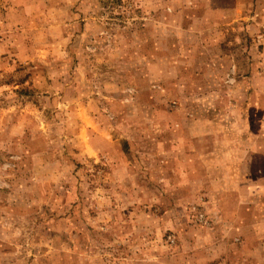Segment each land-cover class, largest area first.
I'll return each mask as SVG.
<instances>
[{"label":"rangeland","instance_id":"1","mask_svg":"<svg viewBox=\"0 0 264 264\" xmlns=\"http://www.w3.org/2000/svg\"><path fill=\"white\" fill-rule=\"evenodd\" d=\"M261 4L0 0V264H264Z\"/></svg>","mask_w":264,"mask_h":264},{"label":"crops","instance_id":"2","mask_svg":"<svg viewBox=\"0 0 264 264\" xmlns=\"http://www.w3.org/2000/svg\"><path fill=\"white\" fill-rule=\"evenodd\" d=\"M262 1V4H261V7L263 8V10L261 11V13H260V15H259V18H260V25L262 26V28H263V30H264V0H260V2ZM262 92V91H261ZM262 115V119H261V125H264V112L261 114ZM236 191H237V186L235 187V190H234V194H233V196H234V206L236 207V208H240V207H242V206H245L246 207V211L249 209L248 208V206H247V203L245 202V205H244V202L243 201H240V200H238L237 199V194H236ZM250 213V212H249ZM254 212H252V213H250V214H253ZM243 217V216H242ZM241 217H240V215H239V217H238V219L237 220H240L241 221ZM263 222H264V219L262 220ZM240 225V224H239ZM238 226V225H237ZM237 226H235V228L237 227ZM257 229L258 228H254V230H252V232H253V238H255V239H261V240H264V232H260V231H258L257 232ZM238 230H239V228H238ZM237 233L238 232H235V234L237 235ZM238 234H240V233H238ZM244 238H246V239H248L249 237L248 236H246V237H244Z\"/></svg>","mask_w":264,"mask_h":264}]
</instances>
